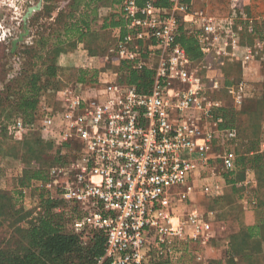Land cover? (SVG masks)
<instances>
[{"label": "built area", "instance_id": "2783aa9c", "mask_svg": "<svg viewBox=\"0 0 264 264\" xmlns=\"http://www.w3.org/2000/svg\"><path fill=\"white\" fill-rule=\"evenodd\" d=\"M211 1L121 0L118 16L124 24L116 29L111 63L150 71L148 90L120 83L117 72L99 73L91 83L74 81L48 91L33 122L17 119L13 125L19 137L32 128H59L58 157L64 162L50 168L49 186L55 184L65 202L120 211L115 217L94 213L93 225L107 236L99 264H144L149 232L159 238L173 233L165 213L167 190L190 181L216 133L228 141L237 138L236 128L220 129L223 118L217 111L223 105L206 85L211 68L206 56L230 51V59L241 61L246 15L237 7L240 0H227L232 6L223 15L208 10ZM180 28L197 43L202 73L176 40ZM250 31L254 46L245 58L255 59V47L264 46V28L261 42L258 29L251 25ZM245 88L242 79L225 87L235 108ZM51 95L59 97L61 116ZM217 163L233 171L234 153L222 154Z\"/></svg>", "mask_w": 264, "mask_h": 264}, {"label": "rangeland", "instance_id": "374dc122", "mask_svg": "<svg viewBox=\"0 0 264 264\" xmlns=\"http://www.w3.org/2000/svg\"><path fill=\"white\" fill-rule=\"evenodd\" d=\"M243 2L249 8V0H243ZM72 4L73 2H69V0H0V90L2 85H8L9 80L17 77L22 70V63L27 62L30 65V71L42 73L41 65L48 59V55L44 51H40L39 48L45 44L46 40L38 44L36 41L40 36L48 35L47 46L54 42V37L62 30V27L57 25L58 31L51 32V28L56 27L54 19L59 12L66 14L71 9L72 12L75 11L77 8H74ZM231 4L227 0H213L209 3L208 10L214 14L223 15L229 11ZM103 7L105 10L109 5L104 4ZM79 11L80 8L77 15L80 13ZM88 13L89 29L82 42L89 51L87 49L85 51L78 50L76 45L74 49H67L56 57L59 68L58 74L63 79V86L76 80L79 64L86 65L80 70L87 72L88 77L92 72H97V74L111 72L108 65L111 63L113 38L108 31L101 27L102 18L106 15V11L99 16L96 6L93 5ZM245 15L243 18L242 44L247 49L242 50L240 59L242 62L235 61L234 56L230 59V51L218 56L215 54L206 56V63L211 61L212 64L208 70V74L211 75L210 79L206 80V85L212 89L213 98L222 105H226L227 110H230L229 107L235 111H240L236 115V119L240 122L242 135L247 137L250 132L254 131L256 134L257 131L258 141L264 143V46H260V49L255 47L257 50L255 59L245 58L248 50L254 46V34L250 31L251 25L258 29L257 37L260 42L263 41L261 30L264 28V0H258L256 14L252 16L245 13ZM253 18H257L256 23ZM85 58L90 63L86 62ZM221 62L227 63L228 66H220L218 63ZM198 63L200 64L198 68L201 71L203 65L200 61ZM239 78L246 82V88L241 96V104L235 108L232 98L225 90V84L227 82L230 83L229 85L234 84L235 80ZM50 99L55 105L56 113L61 116L64 110L59 97L55 95ZM11 100L12 98L9 99V101ZM5 109L15 113L13 112L15 108L8 104H5ZM229 117L230 113H227L226 119L228 121ZM11 118L7 121L6 130L3 139H1L0 193L6 195L8 200L6 201L7 206L0 216V249L5 247L7 242L14 235L16 236L22 227L28 225L30 220L36 219L39 213L43 212V203L46 200H51L55 204L65 203L61 198V193L57 191V186L55 184L49 186L52 183L49 176L50 168L63 164L60 162V164L53 165L51 160L56 150L60 148L59 128L47 132L32 128L26 130L19 137L13 130V125L20 117L14 115ZM25 124L27 125L28 122ZM37 139H40L41 142H36ZM215 139L219 143L228 144L220 133L215 134ZM233 142H230L229 145L232 146ZM29 146L34 152L27 151ZM222 150L224 153L225 148ZM215 151L214 153H216ZM65 161L68 162L67 159ZM210 164L212 163H209V160H206L205 164L200 162L199 172ZM26 169H45V179H32L20 184ZM61 180L62 178L59 177L57 182H61ZM65 204V207L62 204L60 206L65 209L64 212L67 214L64 217L70 215L68 227L76 232L84 230L100 232L106 239V249V231L93 225L94 213H99L102 217H115L120 214V211L110 212L100 206L91 209V204L84 206L86 204L83 205L78 202H66ZM53 209L57 212L60 211L55 207ZM153 232L155 231L153 230ZM148 235L150 238V232ZM96 264H99L98 260ZM101 264H109V261L104 260Z\"/></svg>", "mask_w": 264, "mask_h": 264}, {"label": "trees", "instance_id": "16d2710c", "mask_svg": "<svg viewBox=\"0 0 264 264\" xmlns=\"http://www.w3.org/2000/svg\"><path fill=\"white\" fill-rule=\"evenodd\" d=\"M70 1L73 2L72 6L77 9L73 12L71 9L66 14L59 12L55 17L56 27L51 28V32L55 33L58 31L57 25L62 27V30L61 33L54 37V42L47 46L48 35H42L36 41V44H38L46 40L45 44L39 48L40 51H44L48 55V59L41 65L42 73L30 71V65L27 62L22 63V70L17 77L9 80L8 85L1 86L0 151L1 139H3V134L5 133L7 121L16 115L24 123L33 122L36 119L41 97L48 91H57L63 86V79L58 74L59 68L56 63V57L67 49H74L78 43L82 42L89 29V9L93 5L97 7L98 4L104 3L103 0ZM113 2L117 3V7H119L121 0H113ZM237 7L246 14L253 15L256 14L258 9V0H249V8L244 5L243 0H240ZM79 8L80 13L77 15ZM118 19L119 21L117 22L112 20L108 24L102 23V29L121 26L123 22L120 21V18ZM176 40L192 62L197 64L202 59L201 52L192 35L180 28ZM108 66H110L111 70L113 69V72L118 73V81L120 83L136 85L141 91L148 90L152 76L150 71L136 72L128 68L125 63L118 64L115 67H112L110 63ZM87 74V72L78 69L75 81L91 83L96 80L97 72H92L89 77ZM227 83L225 86L230 84L229 82ZM10 98H12L11 101H9ZM5 104L13 106L15 108L13 112L15 113L5 109ZM228 109L230 110H227L226 105H223L217 111V114L223 118L220 129L234 127L237 130V138L234 140V144L239 145L237 150H234L238 154L237 165L245 167L252 164L257 168L258 176L264 183V152H259L260 142L258 141L257 131L256 134L254 131L250 132V137L243 136L240 122L236 119V115L240 111H235L229 107ZM227 113H230L229 121L226 119ZM36 142L41 141L37 139ZM58 149L51 158L53 165L60 164L63 161L58 157ZM27 151H31V146L28 147ZM245 151L254 153L248 156L243 155L242 153ZM31 152L34 151L32 150ZM45 171V169H26L20 184L32 179L44 180ZM235 171L236 169L231 172L228 171L227 175L235 176L237 174V171ZM7 200L6 195L0 193V216L7 206ZM65 203L61 202L64 207ZM61 204L60 202L55 204L51 200H46L43 203V212L39 213L36 219L30 220L28 225L22 227L16 236L14 235L6 246L0 249V264H96L97 260L104 255L105 237L94 230L76 232L70 229L68 227L70 215L64 217L67 214L64 212L65 209L60 206ZM54 207L60 211H55Z\"/></svg>", "mask_w": 264, "mask_h": 264}, {"label": "crops", "instance_id": "0c3cea01", "mask_svg": "<svg viewBox=\"0 0 264 264\" xmlns=\"http://www.w3.org/2000/svg\"><path fill=\"white\" fill-rule=\"evenodd\" d=\"M105 1L96 7L99 16L106 11L102 23L119 21L117 3ZM104 4L109 5L105 10ZM120 21L124 24V20ZM119 27L105 29L113 38V44ZM85 47L80 42L76 49L86 50ZM218 64L228 66L223 62ZM79 66L80 70L86 65ZM112 72L113 69L110 74ZM233 141L219 143L214 137L204 159L205 163L209 160L212 164L201 173L195 170L185 185L167 190L165 213L173 233L159 238L157 232L150 231L144 264H264V183L255 166L237 165L238 154L234 150L239 145ZM228 152L235 155V176L227 175L228 171L217 163V157ZM253 153L245 151L242 154Z\"/></svg>", "mask_w": 264, "mask_h": 264}]
</instances>
